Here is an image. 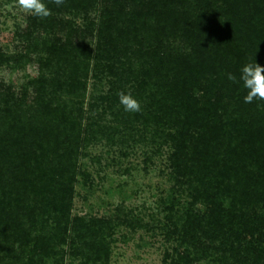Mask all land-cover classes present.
Segmentation results:
<instances>
[{
  "label": "trees",
  "instance_id": "16d2710c",
  "mask_svg": "<svg viewBox=\"0 0 264 264\" xmlns=\"http://www.w3.org/2000/svg\"><path fill=\"white\" fill-rule=\"evenodd\" d=\"M45 2L23 32L39 74L21 92L0 82V264H109L123 226L146 227L122 207L74 214L104 139L166 154L149 226L174 244L163 264H264V101L227 78L264 66V0Z\"/></svg>",
  "mask_w": 264,
  "mask_h": 264
},
{
  "label": "rangeland",
  "instance_id": "374dc122",
  "mask_svg": "<svg viewBox=\"0 0 264 264\" xmlns=\"http://www.w3.org/2000/svg\"><path fill=\"white\" fill-rule=\"evenodd\" d=\"M31 17L19 7L18 0H0V59H11L0 63V82L18 92L39 74V59L44 55L34 47L27 49L23 41ZM17 56L19 61L15 62ZM151 153L147 145L127 146L104 139L90 149L91 156L84 162L94 184L78 187L74 214L108 216L122 207L139 216L146 226H123L113 243L109 264H163L166 253L172 252L174 244L160 230L151 229L157 223L153 216L164 220L162 202L173 185L166 154L161 152L148 161Z\"/></svg>",
  "mask_w": 264,
  "mask_h": 264
},
{
  "label": "clouds",
  "instance_id": "9594fccd",
  "mask_svg": "<svg viewBox=\"0 0 264 264\" xmlns=\"http://www.w3.org/2000/svg\"><path fill=\"white\" fill-rule=\"evenodd\" d=\"M53 2L57 7H60L65 3V0H53ZM18 5L24 11L40 19L51 15V9L48 8L45 0H18ZM227 78L230 81L239 82L246 90L244 103L264 101V66L258 64L257 60L249 61L241 67L238 81L237 77L231 73ZM117 95L125 112L139 113L142 110L140 101L130 91L121 90Z\"/></svg>",
  "mask_w": 264,
  "mask_h": 264
}]
</instances>
